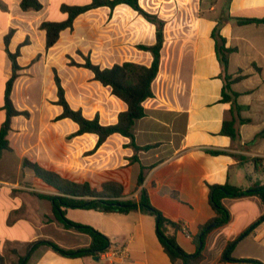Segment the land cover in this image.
<instances>
[{
  "label": "crops",
  "instance_id": "1",
  "mask_svg": "<svg viewBox=\"0 0 264 264\" xmlns=\"http://www.w3.org/2000/svg\"><path fill=\"white\" fill-rule=\"evenodd\" d=\"M41 11H24L22 0H0V129L6 120L5 90L13 74L8 50L22 68L12 100L17 110L31 116L14 117L8 139L12 151L0 159V254L9 264H183L173 263L157 235L156 217L138 209L128 214L68 209V220L91 226L110 239V251L122 255L72 258L42 245L51 241L66 250L86 249L91 237L65 228L56 218L49 200L36 194L57 191L24 169L25 159L76 182H89L102 189L107 182L124 187L123 200L139 202L146 189L152 205L166 218L185 226L171 229L180 247L189 255L197 252L194 238L210 222L215 211L209 201V186L231 184L244 190L264 185V23L238 24L237 18L264 19V0H140L146 12L164 22V44L159 73L152 84L153 97L143 103L145 117L134 125L131 139L112 135L95 153V134L75 136L78 124L57 121L63 112L56 105L57 71L66 98L88 119L97 115L103 125L118 122L127 104L110 87L96 81L84 67V57L102 69L126 62L150 67L154 56L140 47L157 43V26L126 4L92 9L76 18L72 29L62 31L58 43L47 49L44 22H63L62 6H85L91 0H39ZM220 35L230 55L228 74L243 77L233 84L238 104L246 107L238 123V140L222 133L231 121L232 106L222 101L225 72L218 58L213 32ZM211 151H222L213 155ZM255 159H260L255 161ZM145 170L146 179L138 187ZM228 224L213 229L205 242L203 264H264V222L246 233L264 215L256 196L227 198ZM19 232L20 236H17ZM235 261H223L230 242ZM13 242L21 244L18 248Z\"/></svg>",
  "mask_w": 264,
  "mask_h": 264
},
{
  "label": "trees",
  "instance_id": "2",
  "mask_svg": "<svg viewBox=\"0 0 264 264\" xmlns=\"http://www.w3.org/2000/svg\"><path fill=\"white\" fill-rule=\"evenodd\" d=\"M92 2L85 6H62V11L68 14V19L63 22H44L42 28L47 33V49L55 46L62 31L72 29L76 18L92 9L107 6L115 8L118 5L126 4L135 11L142 14L148 21L157 26V43L153 47L141 46L143 50L150 51L154 56V61L150 67L137 63L126 62L123 64L114 65L112 68L102 69L94 64L89 57H84L85 63L78 64L71 61L72 66L84 67L93 72L96 81L106 87L112 89V93L124 101L128 108L120 113L118 122L113 125H103L99 115L93 119H88L84 116L81 110H75L69 104L62 81L55 71V82L58 89V100L56 105L62 107L63 112L56 118L57 121L70 119L79 126V130L75 136L84 134H95L98 136V141L95 149L91 153H95L104 143L114 134L131 139V146L137 149L135 144L134 125L139 119L145 117V109L143 103L153 97L152 84L156 79L161 60V50L164 44V22L156 15L150 14L143 10L140 6V0H91ZM21 8L24 11H41L43 5L39 0H22ZM238 24L246 25L251 23H264V19H244L237 18ZM12 32L6 37L7 52L12 60L13 74L6 85L4 110L6 112V120L0 129V159L4 151H12L11 143L8 139L11 131L12 119L18 116L30 118L31 114L28 111H19L16 109L13 100L12 92L16 80L19 77V72L22 70L18 64L17 58L20 50L13 54L8 50V44ZM213 38L216 41V49L220 63L225 72V86L223 90L222 101L230 103L232 106V114L234 118L231 121L224 123L222 133L231 137L233 140L240 138V133L237 128L238 123H246L248 120L241 118L240 114L246 107L238 104L239 93L232 89V86L243 77L232 78L228 74L230 65V55L236 52L235 48L226 46V39L220 35V26L216 27L213 32ZM256 138H264V130L258 134ZM213 155L223 154L222 151H211ZM260 159H255L259 161ZM24 169L32 170L36 177L44 183L55 189L58 195H43L36 194L41 199L49 200L53 205V211L57 220L67 229H75L91 237V245L86 249L66 250L61 248L51 241H40L32 245V250L36 247L45 245L56 252L72 258L94 256L99 257L102 253L110 249V239L97 231L91 226L78 224L68 220L66 212L68 209H83L94 210L102 213H121L128 214L132 211L141 209L147 211L156 217L157 235L161 245L170 257L173 263L181 261L183 264H203L206 259L204 250L205 242L208 234L215 228L226 225L231 220L230 211L224 206L223 201L227 198H242L256 196L264 205V185L255 183L250 189L232 186L231 184L211 185L209 186V201L215 211L216 216L207 224L200 227L199 234L194 238L198 247L195 254H187L178 244L174 235L170 234V230L180 229V224L166 218L159 210L151 203L149 194L146 189H142L139 202L135 200H123L124 187L117 182H107L103 184L102 189L94 188L89 182H76L61 176L59 173L45 169L36 162L25 159L23 163ZM146 179V172L142 170L138 178V187L143 186ZM264 222V215L252 225L246 233L252 232L259 224ZM213 225V227H211ZM238 240L230 242L227 246L222 260L235 261L232 258V252L237 245ZM256 264H263L257 260H244ZM0 264H9L7 259L0 254ZM22 264V262L20 263Z\"/></svg>",
  "mask_w": 264,
  "mask_h": 264
},
{
  "label": "built area",
  "instance_id": "3",
  "mask_svg": "<svg viewBox=\"0 0 264 264\" xmlns=\"http://www.w3.org/2000/svg\"><path fill=\"white\" fill-rule=\"evenodd\" d=\"M181 228H182V230L184 232H186L188 234V231H187L185 226H182ZM122 254H123V257H125L126 256V250H117V251L112 252L109 249L108 251L102 253L101 255L109 258V257H113V256H119V255H122Z\"/></svg>",
  "mask_w": 264,
  "mask_h": 264
},
{
  "label": "rangeland",
  "instance_id": "4",
  "mask_svg": "<svg viewBox=\"0 0 264 264\" xmlns=\"http://www.w3.org/2000/svg\"><path fill=\"white\" fill-rule=\"evenodd\" d=\"M101 190V189H100ZM17 236H20L19 235V232H17ZM18 248H21V247H23V246H21V244L20 243H18V242H13Z\"/></svg>",
  "mask_w": 264,
  "mask_h": 264
},
{
  "label": "water",
  "instance_id": "5",
  "mask_svg": "<svg viewBox=\"0 0 264 264\" xmlns=\"http://www.w3.org/2000/svg\"><path fill=\"white\" fill-rule=\"evenodd\" d=\"M211 227H213V225Z\"/></svg>",
  "mask_w": 264,
  "mask_h": 264
}]
</instances>
